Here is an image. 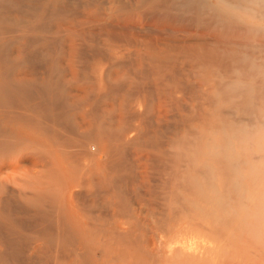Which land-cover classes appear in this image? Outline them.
<instances>
[{
	"label": "bare ground",
	"instance_id": "bare-ground-1",
	"mask_svg": "<svg viewBox=\"0 0 264 264\" xmlns=\"http://www.w3.org/2000/svg\"><path fill=\"white\" fill-rule=\"evenodd\" d=\"M208 2L209 0H0V145L10 140L11 138L9 139V137L13 135L15 143L12 144L15 145H12L11 142L9 143L15 148L20 145L21 149L23 146H28V144L31 146L37 145L44 149H50L55 154L60 153L63 154V156H68L70 154V161L73 155L76 156L77 153L80 154L81 152L83 162L85 157H83L82 151L84 149L88 150V145H86L88 144V140L96 139L100 145L98 146L101 148L96 147L97 152L99 153L101 150L103 154L105 153L108 156L106 160L109 158L113 160L116 159L115 162L117 165L118 160L121 163L131 157L129 155H136V147L141 149V147L139 148L138 145L135 144L134 138V131L137 132L135 127L140 123L135 125L138 120H135V123L133 120L143 118L141 112L144 111V107L146 111L147 106H149V108H155L154 105L157 103L161 106V109L168 108L170 111L171 107L179 110L181 101H185V104H182V106L185 105L187 108V101H189V99L186 95L187 93H195L197 85L190 79L191 71L197 70L198 74L202 73V78L199 80L200 87L206 85L207 82L210 83L215 94V102L219 104H215L218 108V110L215 108V112L210 111V108L209 112L211 113H206L205 111L203 114H198V117L180 112L175 114L173 110L174 121L169 130L167 129L168 131H166V129H162L159 133L157 131V134L161 133L159 136L164 137L161 132L164 130L163 132L167 138L165 139L164 137L166 140V148L164 150L162 147L164 153L161 152L162 154L160 153L161 156L159 157V155L156 154H158L161 149L159 148L160 150H158L157 153V145V148L155 147L156 154L153 153V155L155 157L157 156L159 159L166 156L168 164L159 160V162H162V165L165 164L167 168H165L166 173L164 171L166 178H164L163 186H158L159 189L161 187V189H163H160V192H162L160 196L162 200H164L165 210L161 215L162 218L156 221L158 222L156 224L157 230H155L153 235L150 249H144L142 244L143 239L138 234L133 233L135 231L133 229L132 232L121 230V232H115V229L114 231L110 229V231L99 230L101 228L92 229V224L89 228H87L88 226L86 228H81L78 224L80 229L77 228V230H75L76 228H71L74 223L70 217L71 223H73V225H70L71 231H60V229L66 228V224L64 223V221L66 222V218H62L64 212L62 214V212L56 208H54L55 211L58 210L57 213L60 212L62 215L60 216L63 220L62 223L64 227L62 228V223L59 222L61 219L57 220L59 213L57 216L55 215L56 212H53L55 218L57 217L55 220L60 223L61 228L58 230L59 227L57 228L56 226V231L53 230L54 228H52L53 231L38 230L37 235H32L30 232L26 233L23 232V230L21 231L17 225L16 227L14 226V221L18 217V214L20 212H22L20 214H23L24 211L23 209H16L17 211L15 210L16 212L14 211L13 215L0 211V222H5L6 225L4 226H7L6 229L9 227L10 230H7V233L10 232L8 237L0 236V264H8L10 262H13V264H48V262H51V264H53L52 262H56L57 264H103L104 257L107 255L106 251L119 250L124 244H126V246L124 245L122 250L128 252L124 253L127 254L129 258L128 261L130 262L127 261V264H142L141 262L145 259V263L147 264L150 259L154 261L161 258L162 254L159 253L165 250L162 248L163 244L159 243L158 239L159 233H162V227L169 228L173 231L176 229L175 226L177 223L186 222L188 227H191L190 229L211 227L212 231L214 229L220 230L218 227L224 228L226 226V224H224L225 214L233 216L234 214L237 215L238 210H240L239 208L242 207L241 211H246V209L249 208L251 204H246L247 200L249 202V196L251 194H258L257 192L252 193V191L254 192L256 190L250 188L251 186L253 187L251 182H246L249 188L243 186V181L234 183L231 173L225 169L222 171V186L217 190L216 185L209 177L210 162L206 149L211 139L210 134L214 131L241 123H246L248 125L264 123V34L253 36L246 28L226 22L214 16L207 10ZM245 56L250 57L251 60L245 61ZM252 61H255V63L253 64ZM237 70L241 72L242 79L250 85L242 93H233L227 90L228 84L236 78L234 73ZM204 71L205 73H203ZM90 75H94L96 79L95 82L98 83L92 85L90 80L88 83H90L91 86H87V88L85 86L87 81L83 80V77H88ZM80 78H82L83 82L80 81ZM84 81L85 84L83 85L82 83H84ZM78 82H81L83 87H86L85 89L82 87L83 91L80 90V86L79 89L76 87ZM131 87L132 89L133 87H139V89H135L139 91L143 90V92L140 91L142 94L139 92V96L137 95L138 92L134 90L136 94L135 99L137 96L138 98L136 101L130 102V104L134 103L132 105L126 102V99L129 100L131 98V96H129L133 91ZM120 89L122 90L120 94L126 92V95L130 90L131 92H129L131 94H128L129 98L126 97V99H124L125 94L123 93L120 97L121 99L118 100L117 97L120 96L118 91H121ZM185 107H181L180 109H184ZM212 109H214L213 106ZM143 113L144 112H142V114ZM150 113L147 114V121L153 118L149 116L151 115ZM154 113L158 114L156 112ZM152 115L154 116V114ZM157 116L158 115H156L155 118H158ZM142 121H144V119ZM151 121L147 123L144 121V123L150 125ZM156 121L153 123H156ZM160 122L161 119L159 122L157 121L156 124ZM153 123H151V125ZM148 125L145 126L146 129H148ZM158 125V127L154 126L157 130L159 127L162 128L160 124ZM138 129L140 128L138 127ZM141 131L143 132V130H140V132ZM149 131L151 132V129H149ZM149 131L143 132L144 135ZM152 131L156 136V132L153 128ZM166 133H168V135H166ZM152 134L150 136L147 134L148 138L153 136L154 138L152 139H155L154 134ZM144 135L142 136L143 138ZM148 138L145 136L144 139L148 140ZM142 140L141 143L139 142L140 145L147 142V140H145V142H142ZM149 141H151L150 138ZM152 141L151 143H153ZM16 143L18 144L17 146ZM151 143L149 144L151 145ZM94 144L92 142V145ZM154 144L155 142L152 145ZM157 144H159V142ZM163 145L162 143L160 146ZM8 146L4 144L0 147H4V150ZM7 150L9 151L11 148ZM87 153L88 154L84 153V156H90L91 153ZM79 154L77 155L78 158ZM92 156L90 157L93 158ZM50 158L51 157H49V160ZM76 158L75 161H77V163L74 161L73 163L75 164L69 162L73 164L74 167L78 162L81 163V160L78 161ZM91 158L90 161H87L89 166L97 165V163L90 165ZM109 160L107 164L103 163L104 166H108ZM128 161L126 160V167L129 164ZM115 162H113V165H115ZM34 163L38 164L37 161ZM51 163L53 164V162ZM87 163H85V166L81 163V167L78 164V167H80L79 170L82 167L84 168L81 169V173L74 172L75 176H73L77 178L78 176H83L82 173L87 171V169H85V167H88ZM110 165L111 167H109L110 169L108 168L109 170L105 169L106 167L104 169L100 168V164L97 170L95 166L94 169L96 171H94L92 167L93 170L88 172L89 175L86 178L87 184L90 186V190H92L89 193L88 189V195H86L87 193L85 192L88 186L86 182V188L84 183L80 186L79 191H81L84 186L82 192H79V188L77 187V185H80L85 179L79 177L77 180L79 181V179H81V182L76 184V179L72 177L69 181L70 183L72 180V183L76 182L74 185H76L78 189H76L77 191H75L74 194H71L75 195L80 193L79 195H75L76 197L74 196L78 199L82 193L86 195L87 200L90 194L96 196L95 194L102 191L95 190L93 192V188L97 186L99 189L105 187L104 195L105 197L107 196V198H112L114 196V200L117 198V201L125 199V197H123L124 195L122 196L121 194L124 186L122 188L121 186L123 183L127 185L128 179H125L127 181L125 182L122 177L123 183H119L122 179L118 181V174L115 175V172H113V170H115L113 168L115 167L112 164ZM118 166L119 165H117V167ZM78 167H76V169ZM99 168L100 170H98ZM152 168L150 170H153ZM72 169L76 170L75 168ZM79 170H77V172ZM55 172H57V170ZM67 172L71 173L69 169ZM119 172L121 171L119 170ZM124 172L127 173L126 171ZM69 173H67L68 178L70 177ZM151 173L153 172L151 171ZM155 174L154 172V175ZM67 175L65 176L64 174L63 178H66ZM85 175L84 173V178ZM122 175L124 176L123 173ZM54 176L55 175H53L52 178L54 182L61 179V183H64L65 179L63 181L62 175L59 179L56 174L57 177H55V180ZM151 176L156 177L153 175ZM51 177L52 176L47 177V179L52 181ZM139 177L142 178L141 176ZM139 177L134 179L136 181L135 183H138L137 181L139 180L137 179H140ZM140 181L142 183V179ZM67 183L70 184L68 179ZM59 185H61L60 182ZM65 185L67 184L65 183L64 186ZM74 185L72 186L74 187ZM138 185L141 184L139 183ZM50 186L49 184V187ZM65 187L64 189H66ZM58 188L60 189L62 187ZM59 191L61 192V190H58V192ZM71 191L73 192V190ZM2 192H0V194ZM65 192L66 191H64V193ZM142 193L144 194V192ZM147 193L148 192L145 194ZM155 193H158V190ZM3 194L4 192L2 195ZM71 194H69V196ZM139 194L140 193H138V195ZM20 196L22 197H20L21 201L23 199V201L25 200L24 203H27L26 206L30 203V206L32 205L33 207L31 203L35 202L34 200H36L35 198L37 195L33 197L28 193H24L22 195L20 194ZM66 196L67 192L64 198ZM119 196H122L121 199H123H119ZM160 196L158 194L156 197L160 198ZM89 198L91 201H94V198L97 197H92L93 199L91 197ZM107 198H103L102 200H107ZM65 199L63 200V204L64 201L66 203ZM90 199L88 200L90 201ZM78 200H80V198ZM80 201L79 203L81 205L82 201H85V198L84 200L82 198ZM91 201L90 203H92ZM51 202L53 201L51 200ZM107 202L108 200L105 201V204L107 205L109 203L110 205L112 201ZM79 203L77 204L79 205ZM90 203L88 207H90V211L93 212L98 202L93 204ZM54 204L56 205V203ZM67 204H64L63 207L65 206L64 208H66L68 206ZM83 204L84 203H82V206H85L86 202L84 205ZM55 205L54 207H56L58 203L56 206ZM80 205L77 209H81V211L83 209H88L86 208L87 205L83 208H80ZM90 205L94 206L93 210H91L92 206ZM111 205L113 206V204ZM59 206L60 205H58V207ZM38 207L40 208L39 204ZM63 207L60 206L62 209ZM243 207L245 209H243ZM28 208L29 211L31 208ZM37 208L33 211L34 213L37 211L36 215L39 213L38 211L47 210V208H42L41 210H37ZM251 208L252 207H250V209ZM51 209L52 208L49 210ZM123 209L122 211H124ZM119 210H121V208ZM26 211L24 213H26ZM83 211L82 214L85 212ZM48 212L49 216L51 211ZM131 212L133 213V211ZM44 213L45 212H42V215ZM68 213H70V211ZM26 214L28 215V213ZM29 214L32 215L30 212ZM239 214L242 213L239 212ZM251 215L253 216L252 212ZM66 216L68 217L69 214ZM116 216L117 215H115V217ZM50 217H52V215ZM102 217L104 216L102 215ZM41 218L43 217L41 216ZM91 218H88V221L91 222ZM113 218L114 217L109 219L112 220ZM261 219L263 220L264 217ZM57 221H54L55 224ZM54 222H50L49 227L50 224ZM78 222L77 220V223ZM71 223H68L67 226ZM95 223H98V221ZM43 224L45 223L43 222ZM263 224L264 223L261 225ZM53 225L51 224L52 227ZM74 226L77 227L76 225ZM44 227L46 228V225ZM104 227L102 229H104ZM204 228L202 229L204 230ZM207 228L203 231L204 233H206ZM244 229L248 230L247 227ZM233 230L235 229L233 228ZM182 231L186 230L183 229ZM2 232L3 231H1V233ZM165 232L164 234L167 235ZM220 238L222 239V237ZM254 243H256V241ZM119 245L121 246L118 247V249L116 246ZM186 245L187 246L181 245L178 252L176 251L177 249L173 247L174 251L179 253V256L183 258V264H188L186 263L187 261L191 264L193 259L197 264L198 261H203V259L205 260V258H207L205 252V256H201V254H203L201 253L197 258H193L194 256L190 255L187 250L189 245ZM250 245L252 246L253 243ZM167 246L165 247L166 249ZM170 247L172 246H168V248ZM244 249H246V246ZM213 251L215 252L214 249ZM246 251L248 252L247 249ZM112 253L111 255H113ZM117 254H115V256ZM124 256L121 253L119 257H122L121 260H123L127 257ZM168 256H172V254ZM168 256H165V258H168ZM109 257L106 256V258ZM175 258V262L179 261V259L176 260ZM115 260L118 261V259ZM153 261H149L150 263L148 264H152L151 262ZM175 262H173V264H176ZM153 264H156V261L155 263L153 262Z\"/></svg>",
	"mask_w": 264,
	"mask_h": 264
},
{
	"label": "rangeland",
	"instance_id": "rangeland-1",
	"mask_svg": "<svg viewBox=\"0 0 264 264\" xmlns=\"http://www.w3.org/2000/svg\"><path fill=\"white\" fill-rule=\"evenodd\" d=\"M203 73H205V71L203 72ZM206 73H207V71H206ZM68 78H70V77H68ZM84 79L83 80H85V81H87L86 82V84H89V85H86L85 84V81H84V83H82L83 85L85 84V86L87 87H90L91 85H90V83L92 82V85H94V83L96 84V83H98V82H95V78H94V75H90V76H88V77H83ZM202 78V73H197V70H193V71H191V74H190V79L194 82V84H197L198 85V89H197V85H196V88H195V93H187V95L186 96H188L187 98L189 99V101H187V108L185 107V105H183L182 106V104H185L184 102L185 101H181V103H180V108L182 107H185L184 109H180L179 108V110H177V108H171L170 107V111H169V109L167 108H162L161 109V106L159 105V104H155L154 106H155V108H149V106H147L146 107V111H145V107L144 106H142V107H144L143 109H144V111H142V112H144V113H146V114H142V112H141V116L143 117V118H139V119H134L133 120V122L135 121V120H138V122L136 121V123H135V125L137 124V123H140V124H138V125H136V127H135V129H137V132L136 131H134V138H135V144H137L138 145V147L140 148L141 147V149H138L137 147H136V149H137V154L135 155V154H131V155H129V156H131V157H129V158H127L126 160L128 161V166L126 167V165L125 164H127V162H126V160L125 161H122L121 163H120V161L118 160V162H117V165H119L118 167H117V165H116V162H115V160H113L112 158L109 160V159H107L106 160V158L108 157L105 153L103 154V152H101V148L99 147L100 145H99V142H98V140H96V139H91L92 140V142H93V144L94 145H92V142H91V140H88V144H86V145H90L89 146V148H88V146H87V149L88 150H86V149H84L82 152H83V157H85L86 158V160H85V158H84V161L82 162V154H81V152H80V154L79 153H77L76 154V156L79 154V158H78V156H77V158H76V156L75 155H73V157H71L72 159H71V161H70V154L67 156V155H64L63 156V154H55L54 152H52L50 149H47V148H43V147H41V146H37V145H29L28 144V146L26 145V146H23L22 147V149H21V145L20 146H17L18 144L16 143V146H17V148H15V147H13V146H11V144L12 143H15V138H14V136L12 135V137H9V139L11 140H8V141H6L4 144H7V146H8V143L9 142H11V144L9 143V146L7 147V148H5L4 150H3V148L4 147H0V192H4V194L2 195V193L0 194V196H2V197H0V211L1 212H4V213H10V214H14L13 212L16 210V209H18V210H20V209H23L22 211H23V214H20V213H22V212H20L19 214H18V217L15 219V224H14V226L16 227V225H17V227L22 231L23 230V232H26V233H29L30 232V234H32V235H37L38 234V230L39 231H42V230H51V231H53V230H55L56 229V226H57V228H58V230L61 228L60 227V223H62L63 222V220H62V218H66V222L64 221V223L66 224L65 225V229L63 228L64 227V225H63V223L61 224L62 225V228L63 229H60V231H69L71 228H76L75 230H77V228L78 229H80L79 228V226L81 227V228H83V227H87V228H89V226H91V224H92V229H99V228H101V229H99V230H104V231H114V229H115V232H121V231H133V230H135L133 233H135V234H138L142 239H143V241L145 242H143L142 241V239H141V241H142V244H143V247H144V249H146V248H148V249H150V247H151V244H152V241H153V235H154V233H155V230H157V226H156V224L158 223V222H156V221H159L161 218H162V214L164 213V210H165V203H164V200H162V198H161V196L160 195H162V192H160V189L162 188H158V186L160 187V186H163L162 184H163V182H164V178H166V175H165V173H166V170H165V168H166V166H165V164L167 163L168 164V162L166 161L167 159H166V156H164L163 158L165 159V161H164V159L162 160L161 158L159 159L157 156L155 157L154 155H153V153H155V147L157 148V145H158V148L156 149L157 150V153H158V150H160V152L158 153V154H156V155H159V157L161 156L160 155V153L161 152H163V149H162V147L164 148V150H165V148H166V146H165V144H166V140L165 139H167L166 137H165V134H164V130L163 131H161L162 133H163V135H164V137H165V139H164V137L163 136H159V135H161V133L160 134H157V131H158V133L160 132V130H162V129H166V131H168L169 130V128H170V126H172V124H173V121H174V114H173V112L176 114V113H178V112H180V113H183V114H188V115H191V116H193V117H198V114H203V113H205V111H206V113H208L209 112V109L211 108V110L210 111H212V112H215L216 111V109L218 110V108H217V105H219V104H217L216 102H215V94H214V92H213V88H212V85H210V83H208L207 82V84L206 85H204L203 87H200V85H199V80ZM83 80H82V78H80V81L81 82H83ZM91 80V81H90ZM90 81V83H88ZM81 82H78V84H77V88L79 89L80 87V90H82L83 91V89H82V87H83V85L81 84ZM80 86V87H79ZM86 87H83L84 89L86 88ZM87 87V88H88ZM135 88H138L139 89V87H133V89H132V87H131V90H133L131 93L128 91V93H127V95L125 94L126 92H123L124 94H125V97H124V99H126V97H128V94L130 93L131 95H129V96H131V98L128 100V99H126V102H129L128 104H130V102H134V101H136V99L138 98V96H139V92L140 91H142L143 92V90H138V89H135ZM121 90V89H120ZM122 90H123V88H122ZM122 90L121 91H118V93L120 94L121 92H122ZM134 90H136L137 92V98L135 99V91ZM142 92H140V94H142ZM122 93V94H123ZM122 94H120V96L119 97H117V99L119 100V99H121L120 97H121V95ZM214 96V97H213ZM132 97H133V101H132ZM190 97V98H189ZM129 98V97H128ZM214 98V99H213ZM111 99V98H110ZM109 99V100H110ZM112 100V99H111ZM213 100V101H212ZM110 102V101H109ZM183 102V103H182ZM132 104H134V103H132ZM132 104H130V105H132ZM215 104H217V105H215ZM146 106V105H145ZM212 106H213V108L214 109H212ZM141 107V108H142ZM219 107V106H218ZM216 108V109H215ZM150 109V110H149ZM226 109V108H225ZM142 110V109H141ZM174 110V111H173ZM176 110H177V112H176ZM208 110V111H207ZM215 110V111H214ZM147 111H149V112H147ZM150 111H151V113H150ZM153 111V112H152ZM173 111V112H172ZM154 112H156V113H158V114H155ZM151 114V115H149V116H152L153 118H150L151 120L153 119V120H157V119H161V122L160 123H158V124H160L161 126H162V128L161 127H159V129L157 130V128H155L156 126L158 127L159 125L158 124H156L157 123V121L159 122V120H155L156 121V123H153V122H155V121H151L150 119H149V117H148V121H147V114ZM164 115H162V114ZM169 113H170V115H169ZM209 113H211V112H209ZM152 114H154V116L152 115ZM156 115H158L157 117L158 118H155V116ZM169 115V116H168ZM168 116V117H167ZM172 116V117H171ZM145 117H146V119H145ZM170 117V118H169ZM144 119V121L147 123V122H149V121H151L150 122V125H148V124H146V123H144V121H142ZM164 119V120H163ZM171 119H173V120H171ZM142 121V122H141ZM142 123H144V124H142ZM151 123H153L152 125H153V127H152V125H151ZM165 123V124H164ZM169 123V124H168ZM142 124V125H141ZM142 126V128H141V126ZM146 125H148L147 126V128L148 129H146ZM151 126V127H150ZM155 126V127H154ZM138 127L140 128V129H138ZM152 128H153V130L156 132V136H158V137H156L155 136V134H154V132L152 131ZM161 128V129H160ZM149 129H151V132L149 131ZM156 129V130H155ZM168 129V130H167ZM140 130H143V132H147V130L149 131L148 133H146L145 135H144V133L141 131L140 132ZM138 133V134H137ZM154 134V136H155V139H152V138H154L153 136L152 137H149L150 138V140L154 143L155 142V144L154 145H152L153 143H151V141H149V138H148V135L150 136L151 134ZM142 134V135H141ZM148 134V135H147ZM152 134V135H153ZM144 135V138H145V136H146V138H148V140L147 139H144L142 136ZM166 135H168V133H166ZM137 136H138V138H137ZM162 137H163V139H162ZM13 138H14V141H13ZM141 138V139H140ZM144 141H143V140ZM158 139V140H157ZM138 141V143L140 142L141 143V140H142V142H145V140H147V142H145V144L144 143H142L141 145H140V143L138 144L137 143V141ZM140 140V141H139ZM94 141H96V142H94ZM159 142V144H157ZM91 143V144H90ZM148 143V144H147ZM149 143H151V145L149 144ZM162 143L164 144L163 146H160V145H162ZM4 144H2V145H4ZM97 144V145H96ZM2 145H0V146H2ZM12 145H15V144H12ZM24 145V144H23ZM92 145V146H91ZM96 145V146H95ZM99 145V146H98ZM11 146V147H10ZM38 148H37V147ZM95 146V147H94ZM143 146V147H142ZM150 146V147H149ZM165 146V147H164ZM6 147V146H5ZM19 147V148H18ZM37 149H36V148ZM41 147V148H40ZM91 147H92V149H91ZM96 147H99L98 149L100 150V152L98 153L97 152V149H96ZM154 148V150H153V148ZM9 148H11V150H7V149H9ZM84 148H86V147H84ZM152 148V149H151ZM160 148V149H159ZM13 149V150H12ZM18 149H20V150H18ZM42 149V150H41ZM44 149V150H43ZM87 152H89V153H91L90 154V156H92L93 158H91L90 156H88V155H86V156H84L85 154H88ZM93 152V153H92ZM138 152H140V153H138ZM143 152V153H142ZM85 153V154H84ZM149 153V154H148ZM164 153V152H163ZM97 154V155H96ZM101 154H103V155H101ZM162 154V153H161ZM51 157L50 158V160H49V157ZM98 155H100V156H98ZM42 156V157H41ZM72 156V155H71ZM132 156H134V157H132ZM152 156V157H151ZM154 156V157H153ZM163 156V155H162ZM67 157H68V159H67ZM76 159H78V161H80L81 160V163H83V166H85L86 164L85 163H87V161H90V158L92 159L91 160V162H92V164H91V162H90V165H94L93 163H97V165H94V166H89V164L87 163V165H88V167L86 168L85 167V169H87V171H84L83 173H82V175L84 176V173L87 175H85V178L83 177V176H78V178L80 177L81 179L83 178V179H85L82 183H80V185L78 184L79 182H81L80 180L81 179H79V181L77 180L78 178L77 177H74L75 176V173L74 172H76V173H81L82 172V170L81 169H83L84 167H82L80 170H79V168L82 166H80V164L81 163H79L78 162V164H79V166L80 167H78V164L74 167L73 166V164H75V163H77V161H75V158ZM104 157V158H103ZM141 157H143V158H141ZM150 157H151V159H150ZM133 160H132V159ZM156 158V159H155ZM67 159V160H66ZM98 159V160H97ZM105 159V160H104ZM150 159V160H149ZM154 159V160H153ZM158 159V160H157ZM108 160L110 161L109 162V164H108V166H104V164H107L108 163ZM130 160H131V162H130ZM149 160V161H148ZM156 160H157V163L155 164V162H156ZM159 160H161V161H163V163H165L164 165H162V162H159ZM35 161H37L38 162V164H35L34 162ZM73 161L75 162V163H73ZM99 163H98V162ZM133 161V162H132ZM134 161H136V162H134ZM44 162H45V164H44ZM51 162H53V164L51 163ZM69 162H72L73 164H70ZM101 162V163H100ZM112 162V163H111ZM113 162H115V165H113ZM154 162V163H153ZM39 163H40V167H39ZM70 165H69V164ZM104 163V164H103ZM119 163V164H118ZM131 163V164H130ZM134 165H133V164ZM50 164V165H49ZM52 164V165H51ZM101 164V167L100 168H105V169H107V170H109L110 168L109 167H111V165L110 164H112L115 168H113V169H115V170H113V172H115V175H117V177L119 178L118 179V181L120 180V179H122V177H123V179L125 180H127L128 179V184L127 185H125V183H123V179L122 180H120L119 181V183H123V185L121 186V188H122V190H123V192L125 193H123L121 190V194H122V196L123 197H125V199H121V197L122 196H119V199H121L122 201H117V198H116V200H114V196L111 198V197H108L107 198V196L105 197V191H104V188H101V189H99L97 186H95V187H97V188H93V192L96 190V191H100V190H102V191H100L99 193H100V195H99V193L98 194H95L96 196H92L91 194H90V196H88V199H90L89 197H97V198H94V201H91V199H90V201L92 202V203H90V201L88 200V204L90 203V204H93V203H97L98 205L97 206H95V204H94V206H95V209L93 208L94 206H92V205H90V206H92L91 208V210H93V212H91L90 211V207H88L89 205L87 204V200H86V195H88V189H89V193L92 191V190H90L91 188H90V186L87 184V177H88V172L90 171V170H93L94 168H95V166H96V170H97V167L99 166ZM45 165V166H44ZM48 165V166H47ZM71 165H72V167H71ZM123 165V166H122ZM131 165V166H130ZM136 165V166H135ZM55 168V171L57 170V172H55L54 171V168ZM70 168H69V167ZM104 166V167H103ZM126 168H125V167ZM132 166H133V170H132ZM154 166V167H153ZM158 167V169H157V167ZM162 166V167H161ZM76 167H78L77 169H76ZM90 167V168H89ZM92 167H93V169H92ZM153 167V168H152ZM161 167V168H160ZM46 168H48V169H46ZM51 168V169H50ZM72 168H75L76 170H74V169H72ZM100 168L98 169V170H100ZM109 168V169H108ZM122 168V169H121ZM136 168V169H135ZM153 169V170H150V169ZM154 168H155V170H154ZM163 168V169H162ZM50 169V170H49ZM68 169H69V171L72 173V175H71V173H69V172H67L68 171ZM72 169V170H71ZM103 169H101V170H103ZM112 169V168H111ZM125 169V170H124ZM167 169V168H166ZM46 170V171H45ZM67 170V171H66ZM77 170H79L78 172H77ZM95 169H94V171H96ZM119 170L121 171V172H119ZM126 171L127 173H129V174H127V173H125L124 171ZM48 171V172H47ZM81 171V172H80ZM150 171V172H149ZM151 171L153 172V173H151ZM161 171V172H160ZM163 171V172H162ZM164 171H165V173H164ZM55 172V173H54ZM69 173L70 175V179L68 178V175H67V173ZM111 172V171H110ZM149 172V173H148ZM154 172L156 173L155 175H154ZM52 175H51V174ZM58 173H60V174H58ZM112 173V172H111ZM122 173L124 174V176L122 175ZM132 173H133V175H132ZM161 173V174H160ZM47 174V175H46ZM56 174L58 175V177H59V179L61 178L60 176L62 175V178H63V175L65 174V176L67 175V179H68V182L70 183V181L69 180H71L72 179V177L74 178V179H76V182H74V183H72L73 182V180H72V182L70 183V184H68L67 183V179L64 177L63 178V181H64V179H65V181H64V183H61V179L60 180H58L59 182H60V184L61 185H59V182L56 180L55 182L53 181V175H55L54 176V180H55V177H57L56 176ZM121 174V175H120ZM158 174V175H157ZM74 175V176H73ZM77 175V174H76ZM81 175V174H80ZM151 175H153V176H156V177H152ZM161 175V176H160ZM164 177H163V176ZM45 176H46V178H45ZM50 176H52L51 177V179H52V181H50V179H47V177H50ZM139 176H141L142 178H140ZM151 176V177H150ZM121 177V178H120ZM135 177V178H134ZM140 178V179H137V180H139V181H137L138 183H135L136 181L134 180V179H136V178ZM162 177V178H161ZM131 178V179H130ZM144 178V179H143ZM158 178H159V181H158ZM162 179V182H161V179ZM49 180V181H46V180ZM56 179H58V178H56ZM142 179V183H141V180ZM125 180V182H127ZM155 182H154V181ZM157 180V181H156ZM62 181V182H63ZM130 181V182H129ZM132 181V182H131ZM58 184H57V183ZM85 182H86V184L88 185H86L87 186V188H86V186H85ZM54 183V184H53ZM67 184V185H65L64 186V184ZM78 184L77 185V187L79 188H77L76 187V185H74V184ZM83 183H84V186H85V188H86V195H84V194H82L81 193V196H79L78 197V199L80 198V200L83 198V200H84V198H85V201L83 202L82 201V203H84L85 204V202H86V204H85V206L87 205V207L86 208H88V209H83L82 211L84 212L83 214H82V211H81V209L79 210V209H77V208H79V205H80V203L79 202H81L80 200H78L77 198H75L76 196L75 195H79L80 193H77V194H75V195H72V194H74L75 193V191H77L76 189H78V191L80 190V186H82L83 185ZM141 184V185H138V184ZM146 183V184H145ZM157 183H158V185H157ZM44 184V185H43ZM48 184V185H47ZM49 184L51 185L50 187H49ZM62 184H63V186H62ZM74 185V187L72 186V185ZM156 184V185H155ZM250 184V183H249ZM53 185H54V187H53ZM71 185V187L68 189V187ZM129 185V186H128ZM137 185H138V188H137ZM251 185H253L252 183H251ZM250 185V186H251ZM84 186L82 187V190H83V188H84ZM144 186V187H143ZM153 186H156V187H153ZM243 186L244 187H246V188H249V185L246 183V182H243ZM57 187V188H56ZM58 187H62V188H58ZM64 187L66 188V189H64ZM89 187V188H88ZM148 187V188H147ZM6 188V189H5ZM51 188H53V189H51ZM73 188V189H72ZM140 188V189H139ZM251 189L252 188H254V190H256V191H252V193H255V192H257L258 193V195L259 196H264V188H256L254 185H253V187L251 186L250 187ZM64 189V190H63ZM125 189V190H124ZM139 189V190H138ZM154 189V190H153ZM58 190H61V192L59 193L58 192ZM70 190V191H69ZM71 190H73V192L71 191ZM82 190L81 191H79V192H82ZM85 190V189H84ZM131 190V191H130ZM140 190H142V191H140ZM157 190H158V193H155V192H157ZM161 190H163V189H161ZM260 190H262V191H260ZM64 191H66L67 192V196L65 197V198H67V199H65L64 198V195H65V193H64ZM138 191H140V192H138ZM152 191H154V192H152ZM63 192V193H62ZM68 192H70V193H68ZM138 192V193H140L139 195H138V193L136 194V193ZM142 192H144V194L142 193ZM146 192H148L147 194H148V196H147V194H145ZM24 193H28V194H30V195H32L33 197H36L35 195H37V197L35 198L36 200H34L35 202L34 203H31V204H33V207H32V205L30 206V203L27 205L28 207H30L31 209V211L29 210L28 211V207L26 206V204L27 203H24V201H23V199H22V201H21V196H20V194L22 195V194H24ZM36 193V194H35ZM53 193H54V195H53ZM58 193V194H57ZM72 193V194H71ZM101 193H103V194H101ZM134 193V194H133ZM142 193V194H141ZM9 194V195H8ZM62 194V195H61ZM69 194H71L70 196H69ZM133 194V195H132ZM136 194V195H135ZM153 196H152V195ZM157 194V195H156ZM158 194H159V196H160V198L159 197H156V196H158ZM8 195V196H7ZM53 195V196H52ZM82 195H83V197H82ZM99 195V196H98ZM126 195V196H125ZM142 195H144V196H142ZM146 195V196H145ZM252 195V194H251ZM255 195V194H254ZM40 196V197H39ZM75 196V197H74ZM139 196V197H138ZM152 196V197H151ZM21 197V198H20ZM62 197V198H61ZM71 198V199H70ZM99 198V199H98ZM103 198H107V200H108V202H110V201H112L111 202V204H113V206L110 204L109 205V203L106 205L105 204V201H107L106 199L105 200H102ZM132 198V199H131ZM66 200V203H65V201H64V204H67L68 206L66 207V208H64L63 207V200ZM70 199V200H69ZM77 199V200H76ZM93 199V198H92ZM97 199H98V201H97ZM112 199V200H111ZM131 199V200H130ZM3 200V201H2ZM51 200L53 201V202H51ZM55 200V201H54ZM160 200V201H159ZM8 201V202H7ZM37 201V202H36ZM76 201V202H75ZM78 201V202H77ZM95 201H97V202H95ZM99 201H101V202H99ZM103 201V202H102ZM114 201V202H113ZM3 202V203H2ZM43 202V203H42ZM122 202V203H121ZM5 203H7V204H5ZM35 203H37V204H35ZM47 203V204H46ZM50 203V204H49ZM54 203H56V205H57V203H58V205H60V206H62L63 207V209H64V211H63V209L62 208H60V206L58 207V205L56 206ZM77 203H79V205L77 204ZM82 203H81V205H80V208L82 207H85V206H82ZM104 203V204H103ZM115 203V204H114ZM117 203V204H116ZM121 203V204H120ZM146 203H147V206H146ZM149 203V204H148ZM2 204V205H1ZM38 204H39V206H40V208L38 207ZM83 204V205H84ZM246 204H249V202H248V200H247V203ZM47 205V206H46ZM54 205L56 206V207H54ZM102 205V206H101ZM108 205H109V207H108ZM2 206V207H1ZM28 208H26V207ZM51 206V207H50ZM53 206V207H52ZM76 206H78V207H76ZM103 206H104V208H103ZM110 206H112V207H110ZM120 206V207H119ZM124 206H125V208H124ZM232 206V205H231ZM246 206V205H245ZM38 207V208H37ZM116 207H118V208H116ZM159 207V208H158ZM248 207V206H247ZM246 207V208H247ZM250 207H252L253 208V206L252 205H249V208H247L246 209V211H241L242 210V207L241 208H239L240 210H238V212H237V215L236 214H234L233 216L232 215H228V214H225V216H224V219H225V223L224 224H226V226L224 227V228H222V227H218V228H220V230L218 229V230H211V227H201V229L200 228H196V229H194V228H192V229H190L191 227H188V225L186 224V222L185 223H177L176 224V226H175V228L176 229H174L173 231L171 230V229H169V228H164V227H162L161 228V230H162V233H159L158 235H159V237H158V239H159V243H161V244H163L162 245V248H164L165 250L162 252V253H159V254H162L161 255V258H159V259H156V260H149V261H153L154 263H155V261H156V264H173V262H175V260H174V258L177 260V259H179V261H177V262H175L176 264H183V262H184V260H183V258H181L180 256H179V253H177L178 252V250H179V248H181L180 246L181 245H183V246H187L186 244H188L189 246H188V251H189V253H190V255H192V256H194L193 258H197L198 256H200L199 254H201V253H203V254H201V256H205V254H206V256H207V258H205V260L203 259V261H204V264H262V263H264V227H263V225H261L262 223H264V219L262 220L261 218V216H258V215H255L256 213L252 210V208L250 209ZM34 208V209H33ZM36 208H37V210L38 209H42V208H47V210L48 211H51L50 212V215L48 216V211L47 210H45V211H38L39 213H41V214H39V215H41L43 218H41V216H39L38 214V216L36 215V213H37V211L34 213L33 211L34 210H36ZM50 208H52L51 210H49ZM54 208H56V209H59L60 210V212H62V214H63V212H64V214H65V216H64V214H63V217L61 218V213L60 212H58L57 213V211L58 210H56L55 211V209ZM113 208V209H112ZM121 208V210H119ZM124 208V209H123ZM28 211H26V210ZM62 209V210H61ZM98 209V210H97ZM122 209L124 210V211H122ZM243 209H245L244 207H243ZM44 210V209H43ZM66 210V211H65ZM112 211V213H111V211ZM120 212H119V211ZM17 211V210H16ZM15 211V212H16ZM26 211V213H28V215L26 214V213H24ZM46 211H47V213H46ZM70 211V213H68ZM79 211H81V212H79ZM88 211H90V212H88ZM97 211V212H96ZM104 211H106V212H104ZM130 211V212H129ZM131 211H133V213L131 212ZM29 212L33 215H30L29 214ZM42 212H45L46 213V215H45V213L42 215ZM55 213V215H61L60 217L58 216V219L57 220H59V219H61L59 222L57 221V220H55L56 218H55V215H54V213ZM109 212V213H108ZM135 212V213H134ZM239 212L240 213H242V214H239ZM251 212H252V214H253V216L251 215ZM52 213V214H51ZM87 213V214H86ZM89 213V214H88ZM111 213V214H110ZM122 213V214H121ZM123 213H124V216H125V218H124V216H123ZM160 214V215H158V214ZM36 215V217H35V215ZM69 214V218L66 216V215H68ZM93 216H92V215ZM104 216V217H102V215ZM246 214V215H245ZM20 215V216H19ZM52 215V217H50ZM53 215H54V218H53ZM73 215V216H72ZM84 215V216H83ZM87 217H86V216ZM91 215V216H90ZM97 217H96V216ZM112 217H114L113 219L115 220V222H114V220L112 221L111 219H109V218H112ZM115 215H119L118 216V218L116 219V217H115ZM121 215V216H120ZM129 215H131V216H129ZM242 215V216H241ZM243 215H244V217H243ZM30 216V217H29ZM79 216V217H78ZM89 216V217H88ZM102 218H101V217ZM229 216V217H228ZM231 216V217H230ZM48 217V218H47ZM50 217V218H49ZM70 217L72 218V220H73V223H74V225H76L77 227H75L74 225H73V223H71L72 221L70 220ZM74 217H75V219H77L79 222L77 223V220H75L74 219ZM92 217V218H91ZM100 219H99V218ZM136 217V218H135ZM249 217H250V219H249ZM255 217V218H254ZM47 218V219H46ZM68 218V219H67ZM88 218H91L90 220H91V222L90 221H88ZM99 219V220H97V219ZM120 218V219H119ZM123 218H124V220H123ZM132 218V219H131ZM243 218H244V220H243ZM49 219H50V221H49ZM52 219H54V220H52ZM92 219H93V222H92ZM96 219V220H95ZM136 219V220H135ZM21 220V221H20ZM48 220V221H47ZM120 220V221H119ZM139 222H138V221ZM243 220V221H242ZM45 223V224H43V222ZM54 221H57L56 222V224H55V222ZM70 221V222H69ZM83 221V222H82ZM98 221V223H95V222H97ZM250 221V222H249ZM20 222V223H19ZM32 222V223H31ZM50 222H54V223H51L52 225L53 224H55V225H53V227L51 226V224H50V227H49V223ZM103 222V223H102ZM124 222V223H123ZM228 224H227V223ZM241 222H243V223H241ZM262 222V223H261ZM3 223H5V222H3L2 221V223L0 222V236H2V237H8V234L10 233H7V230H9V227L6 229V227L4 226V225H6V223L5 224H3ZM40 223V224H39ZM46 223H48V224H46ZM59 224V226H58V224ZM68 223H71V224H69V226H67L68 225ZM81 223V224H80ZM105 223V224H104ZM114 223H115V225H114ZM138 223V224H137ZM235 223V224H234ZM43 224V225H42ZM78 224H79V226H78ZM97 224V225H96ZM104 225V226H107V227H104V226H101V225ZM124 224V225H123ZM141 224V225H140ZM23 225V226H22ZM46 225V228L44 227ZM70 225H73L71 228H70ZM110 225V226H109ZM229 225V226H228ZM237 225V226H236ZM36 226V227H35ZM94 226V227H93ZM101 226V227H100ZM116 226V227H115ZM5 227V228H4ZM40 227V228H39ZM68 227V228H67ZM104 227V229H102ZM113 227V228H112ZM187 227V228H186ZM235 229V230H233V228ZM247 227V229L248 230H246V229H244V228H246ZM25 228V229H24ZM37 228V229H36ZM45 228V229H44ZM52 228H54L53 230H52ZM117 228V229H116ZM131 228V229H130ZM139 228V229H138ZM202 228H204V230L202 229ZM206 228H207V231H206V233H204L203 231H205L206 230ZM209 228H210V230H209ZM229 228V229H228ZM239 228V229H238ZM35 229V230H34ZM110 229V230H109ZM133 229V230H132ZM141 229V230H140ZM143 229V230H142ZM147 229V230H146ZM164 229V230H163ZM186 230V231H182V230ZM198 229V230H197ZM213 229V228H212ZM237 229V230H236ZM30 230V231H29ZM73 230V229H72ZM121 230V231H120ZM138 230H139V233L141 234H139L138 233ZM145 230V231H144ZM165 230H166V232H165ZM189 230V231H188ZM240 230H241V232H240ZM244 230H245V232H244ZM1 231H3L2 233H1ZM10 231V230H9ZM56 231V230H55ZM71 231V230H70ZM171 231V232H170ZM201 233H200V232ZM230 231V232H229ZM243 231V232H242ZM164 232L165 233H167V235L166 234H164ZM180 232V233H179ZM185 232V233H184ZM191 232V233H190ZM225 232V233H224ZM4 233H5V235H4ZM208 233H210V234H208ZM219 233V234H218ZM222 233V234H221ZM143 234V235H142ZM217 234V235H216ZM221 234V235H220ZM187 235V236H186ZM190 235V236H189ZM192 236V237H191ZM241 236V237H240ZM161 237V238H160ZM188 237H190V238H188ZM220 237H222V239L220 238ZM259 237V238H258ZM219 238H220V240H219ZM192 240V242H191V240ZM217 239H218V241H217ZM250 239V240H249ZM261 239V240H260ZM254 240V241H253ZM162 241V242H161ZM216 241H217V243H216ZM256 241V243H254ZM172 244H171V243ZM185 244H183V243ZM177 243V244H176ZM194 245H193V244ZM216 243V244H215ZM252 244L253 243V245L251 246L250 244ZM167 244H168V246H172V247H170V248H168V246H167ZM171 244V245H170ZM125 246H126V244H124ZM123 245V246H124ZM255 245V246H254ZM121 245H119V246H116L117 248L118 247H120ZM123 246L122 247H120V249L119 250H117V249H115V250H109V251H106V256L107 257H109L110 255H111V253L113 254V255H111L109 258H106V256L104 257V262H103V264H125V260H126V264H127V261L129 260V258H128V256H127V254H125V253H128L127 251H123L122 249H123ZM167 246V249L165 248ZM207 247V250H206V247ZM219 246V247H218ZM246 246V249L248 250V252L246 251V249H244V247ZM142 247V248H143ZM173 247L174 248H176L177 250V252H175L174 251V249H173ZM192 247H193V249H192ZM210 247V248H209ZM214 247V248H213ZM217 247V248H216ZM223 247V248H222ZM110 248V247H109ZM108 248V249H109ZM125 248V247H124ZM187 248V247H186ZM211 249V250H210ZM213 249L215 250V252L213 251ZM256 251H255V250ZM260 250H261V252H260ZM120 251V252H119ZM121 251H123V252H121ZM173 251V252H172ZM212 251V252H211ZM222 251V252H221ZM109 252V253H108ZM125 252V253H124ZM171 252V253H170ZM192 252V253H191ZM196 254H195V253ZM199 252V253H198ZM204 252H205V254H204ZM118 253V254H117ZM123 254V256H124V254H125V256L124 257H126V259L124 258L123 260H121V258L122 257H119L120 256V254ZM221 253V254H220ZM257 253H258V255H257ZM105 254V253H104ZM109 254V255H108ZM115 254H117L116 256H115ZM169 254H172V256H168ZM211 254V255H210ZM218 254V255H217ZM230 254V255H229ZM235 254V255H234ZM240 254V255H239ZM261 254V255H260ZM176 255V256H175ZM249 255V256H248ZM256 256V258H255V256ZM112 256H113V258H112ZM165 256H168V258L166 257L165 258ZM254 256V257H253ZM117 257H119V258H117ZM160 257V256H159ZM211 257V258H210ZM218 257V258H217ZM221 257V258H220ZM223 257V258H222ZM232 257V258H231ZM234 257H235V259H234ZM244 257V258H243ZM112 258V259H111ZM239 258V259H238ZM261 258H262V260H261ZM114 259V260H113ZM115 259H118V261L117 260H115ZM200 259V258H199ZM107 260V261H106ZM111 262H110V261ZM113 260V261H112ZM122 262H121V261ZM159 260V261H158ZM166 260V261H165ZM172 260V261H171ZM239 260V261H238ZM124 261V262H123ZM145 261H146V259L145 260H143L141 263L142 264H146L145 263ZM147 262V264L148 263H150V262ZM187 261V260H186ZM193 261H195L194 259H193ZM192 261V262H193ZM202 261V260H201ZM201 261H198V263L197 264H203V261H202V263H201ZM219 263H218V262ZM227 261V262H226ZM261 261H263V262H261ZM119 262V263H118ZM129 262V261H128ZM153 262H151L152 264H153ZM158 262V263H157ZM160 262V263H159ZM191 262V261H190ZM191 262V264H196V261L195 262H193L192 263ZM200 262V263H199ZM217 262V263H216ZM53 264H57L56 262L54 263V262H52ZM130 263V262H129ZM186 263H188L189 264V262L187 261ZM8 264H13V262H10V263H8ZM48 264H51V262H48ZM185 264V263H184Z\"/></svg>",
	"mask_w": 264,
	"mask_h": 264
},
{
	"label": "clouds",
	"instance_id": "clouds-1",
	"mask_svg": "<svg viewBox=\"0 0 264 264\" xmlns=\"http://www.w3.org/2000/svg\"><path fill=\"white\" fill-rule=\"evenodd\" d=\"M207 10L214 16L246 28L253 36L264 34V0H209ZM251 60L245 56V61ZM254 64L255 61H252ZM227 90L242 93L250 85L239 70ZM207 145L209 177L217 190L222 186V171L227 169L234 183L251 182L264 188V123H241L214 131ZM256 215L264 217V196H249Z\"/></svg>",
	"mask_w": 264,
	"mask_h": 264
}]
</instances>
